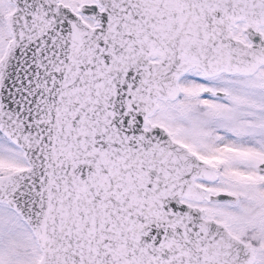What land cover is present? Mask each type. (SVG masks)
Segmentation results:
<instances>
[{
	"label": "snow or ice",
	"instance_id": "obj_1",
	"mask_svg": "<svg viewBox=\"0 0 264 264\" xmlns=\"http://www.w3.org/2000/svg\"><path fill=\"white\" fill-rule=\"evenodd\" d=\"M0 264H264V0H0Z\"/></svg>",
	"mask_w": 264,
	"mask_h": 264
}]
</instances>
